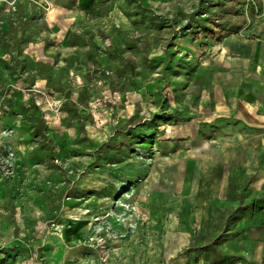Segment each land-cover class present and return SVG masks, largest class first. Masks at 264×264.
<instances>
[{
	"label": "rangeland",
	"instance_id": "374dc122",
	"mask_svg": "<svg viewBox=\"0 0 264 264\" xmlns=\"http://www.w3.org/2000/svg\"><path fill=\"white\" fill-rule=\"evenodd\" d=\"M256 40L264 0H0V264L238 261L212 68Z\"/></svg>",
	"mask_w": 264,
	"mask_h": 264
},
{
	"label": "crops",
	"instance_id": "0c3cea01",
	"mask_svg": "<svg viewBox=\"0 0 264 264\" xmlns=\"http://www.w3.org/2000/svg\"><path fill=\"white\" fill-rule=\"evenodd\" d=\"M235 44L228 46L225 62H214L212 68L215 111L224 115L214 119L219 133L212 151V201L217 206L237 205L238 200L228 197L229 183L232 179L243 187L246 208L222 246L242 254L231 264H264V100L252 88H264V42ZM176 264H184L183 259Z\"/></svg>",
	"mask_w": 264,
	"mask_h": 264
},
{
	"label": "bare ground",
	"instance_id": "6f19581e",
	"mask_svg": "<svg viewBox=\"0 0 264 264\" xmlns=\"http://www.w3.org/2000/svg\"><path fill=\"white\" fill-rule=\"evenodd\" d=\"M118 15H116V20L119 22L125 29H132L133 25L129 21L128 17L126 14L123 13L119 8H117Z\"/></svg>",
	"mask_w": 264,
	"mask_h": 264
}]
</instances>
